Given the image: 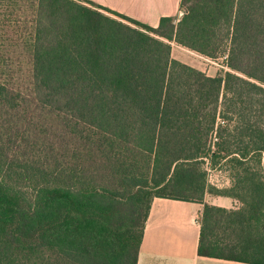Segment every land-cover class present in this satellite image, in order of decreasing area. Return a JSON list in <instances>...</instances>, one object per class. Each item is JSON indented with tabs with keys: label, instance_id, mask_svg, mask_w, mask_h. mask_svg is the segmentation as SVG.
<instances>
[{
	"label": "trees",
	"instance_id": "16d2710c",
	"mask_svg": "<svg viewBox=\"0 0 264 264\" xmlns=\"http://www.w3.org/2000/svg\"><path fill=\"white\" fill-rule=\"evenodd\" d=\"M1 7L0 264H136L153 198L206 192L238 205L204 203L197 254L264 264V0H180L156 26L90 0Z\"/></svg>",
	"mask_w": 264,
	"mask_h": 264
},
{
	"label": "crops",
	"instance_id": "0c3cea01",
	"mask_svg": "<svg viewBox=\"0 0 264 264\" xmlns=\"http://www.w3.org/2000/svg\"><path fill=\"white\" fill-rule=\"evenodd\" d=\"M90 1L156 26L160 17L175 16L176 9L179 11L180 0ZM169 2L173 6L172 14L165 12ZM147 16L151 22L146 20ZM208 183L217 188L228 187V173L223 167L209 168ZM204 203L224 208H234L238 205L231 197L207 192L203 202L154 197L145 221L136 264H249L197 254L200 215Z\"/></svg>",
	"mask_w": 264,
	"mask_h": 264
},
{
	"label": "rangeland",
	"instance_id": "374dc122",
	"mask_svg": "<svg viewBox=\"0 0 264 264\" xmlns=\"http://www.w3.org/2000/svg\"><path fill=\"white\" fill-rule=\"evenodd\" d=\"M5 3H7V0H0V62L2 64V68L0 69L1 79L7 77L6 64L9 61L8 59H6V55L3 54V51L7 50L8 47H10V42L5 40L4 31L6 29V26H3V22H2V19L5 18L6 11L5 9L1 7V5L4 6ZM26 7L28 8V6ZM16 12L18 13V11ZM165 12L172 14L173 6L171 2H169L166 5ZM26 13H29V11H25V14ZM175 13H176L175 17L180 16L179 11L177 12V9ZM147 18H149V16L146 17V20H148V22H151V20ZM171 46H172V57L173 58H176L177 60L183 63H186L196 69H199L205 72L207 75L216 76V75L222 74L223 71L229 70V68L225 65V58L223 54L222 55L220 54L217 59H212L198 52H195L183 46H180L176 44L175 42H171ZM226 50L227 49L225 48L224 52ZM18 63H19V60H18ZM25 68H26L25 60H23L21 57V61L18 67L16 68L15 76H18L19 78L24 77ZM216 168H220V167L218 166ZM217 178L220 179V177H217Z\"/></svg>",
	"mask_w": 264,
	"mask_h": 264
},
{
	"label": "built area",
	"instance_id": "2783aa9c",
	"mask_svg": "<svg viewBox=\"0 0 264 264\" xmlns=\"http://www.w3.org/2000/svg\"><path fill=\"white\" fill-rule=\"evenodd\" d=\"M226 56H227V55H226V54H224V58H226Z\"/></svg>",
	"mask_w": 264,
	"mask_h": 264
}]
</instances>
